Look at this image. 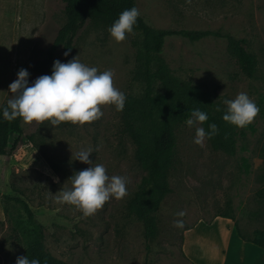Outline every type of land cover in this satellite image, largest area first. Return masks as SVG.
<instances>
[{
  "label": "rangeland",
  "instance_id": "374dc122",
  "mask_svg": "<svg viewBox=\"0 0 264 264\" xmlns=\"http://www.w3.org/2000/svg\"><path fill=\"white\" fill-rule=\"evenodd\" d=\"M134 3L150 27L204 34L197 42L178 36L165 39L158 59L175 77L206 90L221 107H226L225 99L246 92L259 112L249 125L237 129L233 154L214 150L207 139L203 145L194 144L195 130L185 121L176 127L170 193L153 213L156 232L150 237L129 209L145 170L135 159V146L123 134L120 111L103 106V116L84 126L61 123L53 128L20 122L23 138L31 140L10 156L0 157V264H15L18 256H24L28 240L23 211L5 202L4 195L17 196L29 205L45 251L67 264H190L181 252L183 232L218 216L234 223L226 264H239L238 235L254 240L264 232V0ZM64 22L60 1L0 0V106L9 99L8 86L20 69L28 71L30 84L38 77L33 67L46 57ZM109 27L104 20L88 21L67 56L61 48L55 50L47 75L54 61L66 63L77 56L99 71L112 70L114 86L125 96L138 95L141 87L132 79L136 51L132 42L139 35L129 34L116 43ZM227 37L244 40L246 50L255 56L252 79L228 56ZM81 148H92L89 159L103 164L109 177L127 180L124 198L110 199L89 217L73 206L56 203L52 196L62 187L70 188L68 179L89 167L74 161ZM180 211L184 217L176 216ZM177 219H183V229L174 227Z\"/></svg>",
  "mask_w": 264,
  "mask_h": 264
},
{
  "label": "trees",
  "instance_id": "16d2710c",
  "mask_svg": "<svg viewBox=\"0 0 264 264\" xmlns=\"http://www.w3.org/2000/svg\"><path fill=\"white\" fill-rule=\"evenodd\" d=\"M56 1L64 4L65 22L47 50L46 57L33 67L38 77L48 73L57 48H61L63 54L72 51L75 37L88 21L100 19L111 26L123 10L135 7L134 0ZM133 33L139 37L132 42L136 50L132 79L141 87V92L126 96L120 119L123 134L135 146V159L145 170V177L129 209L142 222L145 235L150 237L156 232L153 213L170 193L168 177L176 159V127L190 117L192 110L198 108L206 112L208 121L204 123L205 130L209 123H215L219 130L217 135L207 140L214 150L227 154L235 152L238 128L222 121V112L226 107L217 105L210 93L178 79L168 65L158 59L167 37L178 36L189 42H197L204 37L203 33L156 29L148 26L141 16L137 19ZM226 52L245 77L252 79L255 76L257 60L246 50L244 40L227 37ZM218 108L221 111H217ZM20 122L19 118L4 120L0 114V157L10 156L25 144V140H31L30 136L23 138ZM11 136L14 138L9 144ZM3 200L17 204L25 216L28 240L24 256L37 258L40 264H67L45 251L40 225L35 223L29 205L17 196L4 195ZM243 239L264 249V232L257 233L254 240Z\"/></svg>",
  "mask_w": 264,
  "mask_h": 264
},
{
  "label": "clouds",
  "instance_id": "9594fccd",
  "mask_svg": "<svg viewBox=\"0 0 264 264\" xmlns=\"http://www.w3.org/2000/svg\"><path fill=\"white\" fill-rule=\"evenodd\" d=\"M139 16L136 7L123 10L107 29L110 38L116 43L123 42L133 33ZM113 76L112 70L99 71L97 67L82 63L77 56L66 63L54 61L51 75H41L31 84L28 71L20 69L17 78L8 86L9 99L6 106L0 108V114L7 121L19 118L25 125L47 124L54 128L61 123L90 124L103 116V106H113L117 112L125 106L126 96L114 86ZM223 104L226 108L222 112V121L236 128L249 125L259 112L246 92L238 93L234 99H225ZM217 111L221 110L218 108ZM206 121L208 114L198 108L192 110L185 121L186 126L195 130L193 143L198 146L219 131L215 123H209L206 131L203 127ZM92 153V148H81L75 153L74 161L89 167L68 179L70 188L62 187L52 195L56 203L73 206L83 217L95 214L110 199L120 200L127 195L126 178L109 177L103 164L92 163L89 159ZM176 216L184 217L185 212L180 211ZM174 227L183 229V219L175 220ZM15 264H40V260L18 256Z\"/></svg>",
  "mask_w": 264,
  "mask_h": 264
},
{
  "label": "crops",
  "instance_id": "0c3cea01",
  "mask_svg": "<svg viewBox=\"0 0 264 264\" xmlns=\"http://www.w3.org/2000/svg\"><path fill=\"white\" fill-rule=\"evenodd\" d=\"M231 219L215 217L199 221L183 232L181 252L190 264H226L227 253L234 234ZM235 252L239 264H264V249L237 237Z\"/></svg>",
  "mask_w": 264,
  "mask_h": 264
}]
</instances>
